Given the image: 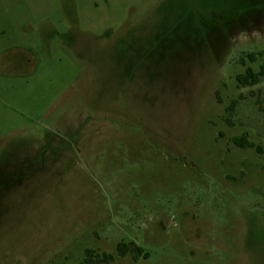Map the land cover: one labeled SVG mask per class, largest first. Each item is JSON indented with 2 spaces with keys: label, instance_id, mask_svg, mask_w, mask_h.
Instances as JSON below:
<instances>
[{
  "label": "rangeland",
  "instance_id": "rangeland-1",
  "mask_svg": "<svg viewBox=\"0 0 264 264\" xmlns=\"http://www.w3.org/2000/svg\"><path fill=\"white\" fill-rule=\"evenodd\" d=\"M247 68L264 0H0V264H264Z\"/></svg>",
  "mask_w": 264,
  "mask_h": 264
},
{
  "label": "trees",
  "instance_id": "trees-1",
  "mask_svg": "<svg viewBox=\"0 0 264 264\" xmlns=\"http://www.w3.org/2000/svg\"><path fill=\"white\" fill-rule=\"evenodd\" d=\"M250 58V61H254V54H250L248 56ZM264 77V70L260 69V71L255 72L250 68H247L244 73L239 74L236 76V82L238 84L239 88H245V87H250L254 86L259 83L260 79ZM235 102L232 103L231 108H233ZM233 144L236 147L239 148H253L256 150L257 153H261V150L259 147L255 146L253 143L248 142L246 137L244 135L235 137L233 139ZM117 254L119 256H125L127 254H135V255H141L142 254V249L135 245L134 243H124V242H119L116 247ZM146 257V255H143ZM86 259L84 262L80 264H94V263H107L112 260L111 255H106L103 254L100 259L94 260V252L92 250H87L86 251Z\"/></svg>",
  "mask_w": 264,
  "mask_h": 264
}]
</instances>
